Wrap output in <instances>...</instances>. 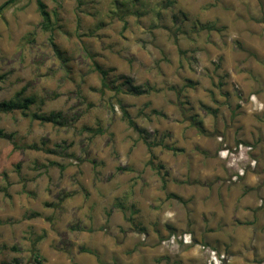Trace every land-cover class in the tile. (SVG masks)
Wrapping results in <instances>:
<instances>
[{
  "label": "rangeland",
  "instance_id": "rangeland-1",
  "mask_svg": "<svg viewBox=\"0 0 264 264\" xmlns=\"http://www.w3.org/2000/svg\"><path fill=\"white\" fill-rule=\"evenodd\" d=\"M43 1L0 15V104L36 101L0 114V264H264V0Z\"/></svg>",
  "mask_w": 264,
  "mask_h": 264
},
{
  "label": "trees",
  "instance_id": "trees-1",
  "mask_svg": "<svg viewBox=\"0 0 264 264\" xmlns=\"http://www.w3.org/2000/svg\"><path fill=\"white\" fill-rule=\"evenodd\" d=\"M19 0H10L9 2H6L5 4H3L0 7V15L2 14V11L9 6V4H14L15 2H17ZM37 8H38V12L40 14V16L43 19V24L42 27L44 30L51 32L52 31V14L51 12L48 10L47 5L44 3L43 0H35ZM57 53H60V50L56 49ZM98 71L101 73V75H103V87L104 88H108V85L106 83V76L107 73L106 71H104L103 69H101L100 67H98ZM128 93L131 95H141L143 94V91L136 87L133 86L132 84L129 85V89H128ZM35 99L34 98H26V99H17L15 101H10V102H4L2 104H0V114L2 113H12L15 111H20L23 114H26L27 111L30 110V108L35 104ZM34 117L36 119H40V120H47L50 121L49 119H41V117H39L38 115H34ZM54 120V119H53ZM127 124L129 125L130 128H132L133 130L137 131L138 133H140V129L138 127V125L131 119H127ZM192 125L197 128L198 132L202 135L206 134V130L203 126V123L201 121H199L197 118H193L192 119ZM9 137L0 130V139H8ZM146 144L151 147L150 143L147 141V139H144ZM167 149H169L168 147H166ZM170 150H174L172 148H170Z\"/></svg>",
  "mask_w": 264,
  "mask_h": 264
},
{
  "label": "built area",
  "instance_id": "built-area-1",
  "mask_svg": "<svg viewBox=\"0 0 264 264\" xmlns=\"http://www.w3.org/2000/svg\"><path fill=\"white\" fill-rule=\"evenodd\" d=\"M252 150V148L250 147V148H248V150H247V152H249V151H251ZM174 240L175 239H173L172 240V242H174ZM182 242L185 244V245H188V244H190L188 241H187V239H185L184 238V241L182 240ZM203 248V250H205L207 253H212L209 249H206V247H202ZM214 260H213V262H211V264H224V262H226L227 260V258L225 257V256H221V257H218L217 255H216V253L214 254Z\"/></svg>",
  "mask_w": 264,
  "mask_h": 264
}]
</instances>
